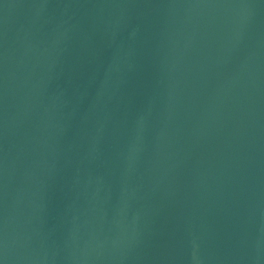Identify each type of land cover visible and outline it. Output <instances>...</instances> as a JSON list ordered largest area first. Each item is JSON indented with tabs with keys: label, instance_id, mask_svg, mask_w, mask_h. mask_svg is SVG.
Wrapping results in <instances>:
<instances>
[{
	"label": "water",
	"instance_id": "95a60500",
	"mask_svg": "<svg viewBox=\"0 0 264 264\" xmlns=\"http://www.w3.org/2000/svg\"><path fill=\"white\" fill-rule=\"evenodd\" d=\"M2 264H264V0H0Z\"/></svg>",
	"mask_w": 264,
	"mask_h": 264
},
{
	"label": "snow or ice",
	"instance_id": "6c2138e0",
	"mask_svg": "<svg viewBox=\"0 0 264 264\" xmlns=\"http://www.w3.org/2000/svg\"><path fill=\"white\" fill-rule=\"evenodd\" d=\"M0 264H2V261H0Z\"/></svg>",
	"mask_w": 264,
	"mask_h": 264
}]
</instances>
